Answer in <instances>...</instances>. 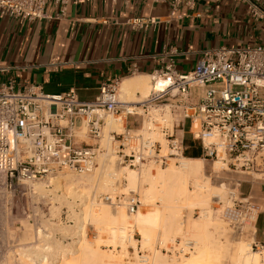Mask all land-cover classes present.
I'll return each mask as SVG.
<instances>
[{
	"label": "built area",
	"instance_id": "2783aa9c",
	"mask_svg": "<svg viewBox=\"0 0 264 264\" xmlns=\"http://www.w3.org/2000/svg\"><path fill=\"white\" fill-rule=\"evenodd\" d=\"M72 1L92 0H0V14L25 21L61 17ZM154 1L167 2L170 17L179 18L181 6L192 10L196 5V0ZM234 1L244 4L253 19L264 23V0ZM50 3L60 8L58 14L48 13ZM158 21L132 17L127 24L133 29H148ZM178 54L174 47L161 53L163 65L151 74L153 88L139 102L120 100L118 77L104 81L92 101L81 100L75 90L50 95L33 84L20 89L12 79L1 83L0 202L8 207L16 198L26 199L25 214L39 217L33 202L32 208L29 205L28 199H32L35 191L31 185L62 172L91 173L102 151L101 145L94 141L101 138L106 117L123 111L141 118V127L111 132L112 139L118 138L120 142L117 154L121 165L139 170L145 165L166 167L172 160L179 164L189 149L185 134L177 131L181 127L199 142L205 160L225 164L223 171L264 173V45H219L204 49L196 66L187 72L177 69ZM138 71L137 66L129 69L132 75ZM159 81L163 82L161 87ZM196 88H205V92L195 102L192 98ZM156 133L163 136L164 142L154 136ZM239 185L237 181L232 183L226 199L214 197L217 205L212 210L234 233L241 235L249 224L257 222L259 209L249 196L240 193ZM102 199L115 207L125 205L130 213L138 211L142 203L134 189L105 194ZM48 214L51 218L50 211ZM196 245V240L187 237L161 250L180 256L193 252ZM104 246L121 251L120 246ZM251 246L264 254V244L255 237ZM160 247L159 243L157 248ZM128 249L124 253L127 263L150 257L141 244H137L136 250Z\"/></svg>",
	"mask_w": 264,
	"mask_h": 264
},
{
	"label": "crops",
	"instance_id": "0c3cea01",
	"mask_svg": "<svg viewBox=\"0 0 264 264\" xmlns=\"http://www.w3.org/2000/svg\"><path fill=\"white\" fill-rule=\"evenodd\" d=\"M47 11L54 16L60 8L50 3ZM64 13L36 21L0 14V84L12 79L20 89L33 84L50 95L75 90L81 100L92 101L106 80L120 78L121 89L126 80L150 77L162 67L161 53L170 47L179 50L177 69L187 72L204 49L245 41L264 44V23L234 0H196L192 10L179 8L180 18L170 17L167 2L154 0L72 1ZM132 17L159 21L148 29H133L127 24ZM135 66L139 71L132 75L129 69ZM204 92L194 89L193 101ZM125 118L126 129L141 127L140 118ZM177 131L185 134L188 152L201 156L199 142L186 129ZM236 181L240 193L259 209L255 239L264 244V173H235L230 183Z\"/></svg>",
	"mask_w": 264,
	"mask_h": 264
},
{
	"label": "rangeland",
	"instance_id": "374dc122",
	"mask_svg": "<svg viewBox=\"0 0 264 264\" xmlns=\"http://www.w3.org/2000/svg\"><path fill=\"white\" fill-rule=\"evenodd\" d=\"M256 44L264 45L263 41L256 42ZM239 45H252V43L245 41ZM148 82V92L141 91L137 94L130 93L124 95L121 93L120 89V98L124 101L135 100L138 102L143 100L148 96L152 89L153 82L151 76L149 77ZM122 116H127L126 112L123 111L120 115L113 117L119 118ZM113 117L109 116L106 120V124L108 119H112L117 126L108 131V137H106L107 135L104 132L105 127H103L101 138L98 141H94L101 145L102 151L100 153H104L98 159V162H100L101 165L99 164L100 167L98 165L96 166L97 170L81 176L65 172L59 173L56 175L59 176L62 181L59 188L55 185H52L50 188H44V190L41 191L40 189L35 188V183H48L51 177L48 179H38L31 185L35 191L32 197L33 200L30 198L28 201L30 208H32L31 203L33 202V206L40 212L39 217L32 218L25 214L24 210L27 207L26 199L16 198L13 205H9L8 207H5L3 203L0 202V264H60L61 260L69 254L75 255L74 257H76L79 253L78 250L81 249L80 247L84 242L99 247L103 254L106 256H114L116 260L123 264H142L140 262L127 263L124 260V253H128V248L134 247L136 250L137 244H141L142 248L149 253L150 261L148 264H151L154 259H152V257L155 251H158L155 254L156 257L162 256L168 261V263L172 264L174 261L181 260L183 256H192L201 250L206 251L210 264H244L239 259V243L240 241H243L244 243H249L251 246L256 231L254 225L249 224L245 228L244 233L238 235L233 232L232 228L226 221L215 215L212 210L213 207L217 205L214 198L216 194V196H218V194L221 195L223 199L227 198L229 187L232 186V183L230 182L231 179L234 178L235 173L221 170L222 165L220 166L219 162H217L215 166L218 169H215L220 171L212 173L213 162L203 160L205 163L206 174L209 175L211 173V175L207 178L208 181L206 179H201L202 182L200 181V183L208 182L210 187L211 185H214L219 186L220 188H209L211 196L206 204L196 205L188 201H180V204L179 202H177L178 204H175L176 201L174 202L171 195L167 194L168 187L166 184H159L156 193H152L149 190V188H151V182L147 179L146 174L154 172L156 174L160 166L145 165L144 168L139 170L122 168L125 165L120 164L119 156L117 154L120 142L117 141L118 138L117 140L111 141L110 135L112 134H110V132L113 130L116 132H124L126 130V118H123V122L122 120L116 122ZM179 128L181 127H178L177 129ZM154 136L164 142L161 134L156 133ZM87 141L91 142L89 138H87ZM188 153H190V151L187 152V156ZM198 159H203V156H199ZM103 164H105V166L109 165V171L113 172L112 174L114 175L105 176L107 180L106 184L101 182V184L99 183L94 188L90 187L87 181L94 178L99 179V176H101L104 169ZM170 164H174L176 167L179 166L175 163V160H172ZM178 169H180V167H178ZM130 172H135L134 174L137 175L136 184L130 183ZM254 175L259 176L256 174ZM115 176L120 181L114 184L115 180L113 177ZM71 180L80 183L82 187L81 189L84 191L83 196H73L69 193V195L72 196L70 197L67 192L66 194H63L69 185H71ZM113 187L116 188L113 193H128L129 189H126V187L136 190L139 193L142 202L138 211L144 213H148L149 210L153 211L157 208L163 209V206L167 207L169 205L171 206V204L174 206L179 205L175 208H179L177 209V218L179 222H182L183 232L165 237L158 233V231L160 232L161 230L159 225V228L157 226L153 229L155 236L151 243L145 244L142 240L143 236L139 233L138 228L130 226L127 231L136 232L135 238L133 237V233H130L133 237V242L120 240L121 242L116 243V241L112 239L107 226V228L104 227L103 230H99V227L103 222L96 221L97 219L87 217L86 215L87 206L89 204L92 205L93 203L95 204L94 209L110 207L112 210H115L120 208L118 206H112L109 202L102 199V196L105 194H112ZM161 188L162 191H159ZM188 189L191 193L195 192L194 194L200 191L194 181H190ZM123 208L130 213L127 208ZM203 208H207V210L210 211L208 215L204 216ZM49 211L51 212V218H49ZM135 213L136 212L130 214L134 215ZM44 214L46 215L44 216ZM66 214H68L67 218ZM41 226L46 228H40L37 230V228ZM187 237L197 241L194 252L177 256L161 250L163 247L169 248V246L175 245L178 239H184ZM137 239L140 241H137ZM159 243L161 247L157 248ZM104 244L120 246L121 251H111L104 246ZM253 251L259 253L256 249H253ZM78 257L79 256H77V258ZM78 259H76V261H79ZM263 262L264 254L259 253V264H263ZM73 264L89 263L75 262Z\"/></svg>",
	"mask_w": 264,
	"mask_h": 264
},
{
	"label": "bare ground",
	"instance_id": "6f19581e",
	"mask_svg": "<svg viewBox=\"0 0 264 264\" xmlns=\"http://www.w3.org/2000/svg\"><path fill=\"white\" fill-rule=\"evenodd\" d=\"M152 78V75H150ZM149 77L147 76H140L136 79H131V80H126L123 82L121 86V93L122 94H137L138 92H148L149 91V82H148ZM163 85L162 81H159V87ZM153 88V85H152ZM152 90V89H151ZM120 100L123 103H128V102H137L135 100L131 101H124L120 98ZM139 102V101H138ZM111 116V115H110ZM109 116L106 117L105 119V134L107 135L108 131L112 129L113 127L117 126V124L112 120L108 119L107 124L106 120ZM113 117V116H111ZM125 118L126 116H122ZM116 118L113 117L116 122H120L121 118ZM123 122V121H122ZM115 131V130H113ZM120 133V132H118ZM111 134V132H110ZM108 137V135L106 136ZM108 140V139H106ZM110 140L112 141V136L110 135ZM109 141V140H108ZM104 153H99L97 157V163L98 166L99 164L101 165L100 162H98V159L100 156ZM205 159H191V158H186L183 156L180 159V163L178 164L180 169L176 167L174 164L167 165L166 167H160L157 171V173H147L146 177L147 179L151 182V188H149L150 192L156 193L157 187L159 184H166L167 185V194L171 195L172 199L174 200L175 204L180 201H188L192 204L196 205H201V204H206L208 203L210 199V189L209 188H220L219 186H214L208 184V182L205 183H200L202 182L203 179H206L208 175L206 174V169H205ZM117 161V160H116ZM219 162L220 166L222 167L221 170L225 169V164H223L220 161H215L213 162V170H216V164ZM100 167V166H99ZM98 167V168H99ZM103 171L101 173V176H99V179H89L87 182L90 185V187L94 188L96 185L99 183L101 184L107 183V180L105 178L106 175H114L112 174L113 172L109 171V165L103 164ZM122 168H129L127 166H124ZM144 168V167H143ZM216 168V169H215ZM142 169V168H141ZM97 170V167L94 169ZM93 170V171H94ZM92 171V172H93ZM91 172V173H92ZM133 172V171H132ZM130 172V183L131 184H136L137 183V175L134 173ZM70 174V173H69ZM90 174V173H88ZM51 175L48 178L49 181L48 183L45 182H40V183H35L34 186L37 189L44 190V188H50L52 185H55L56 187L59 188L61 185V180L59 176ZM86 175V174H84ZM54 176V177H52ZM81 176V175H79ZM210 176V174H209ZM115 180V183H118L120 180L117 179V177H113ZM202 179V180H201ZM205 180V181H206ZM190 181H194V183L198 186L199 192L194 194L191 193V191L188 189V184ZM85 183V182H84ZM103 184V186H104ZM224 184V183H222ZM88 185V186H89ZM214 186V187H213ZM86 187V186H85ZM81 185L78 182H74L71 180V185L65 190L63 194L73 195V196H83L84 191L81 189ZM113 192H115L116 188L113 187ZM126 189H132V188H126ZM160 189V188H159ZM162 191V188L161 190ZM198 191V190H197ZM164 192V191H163ZM43 193V192H42ZM216 193V192H215ZM165 194V192H164ZM213 194V193H212ZM69 195V196H70ZM215 195V194H214ZM217 195V194H216ZM215 195V197H216ZM67 196V195H66ZM65 196V197H66ZM146 196V195H145ZM166 196V195H165ZM219 197L221 195L218 194ZM72 197V196H70ZM168 197V196H167ZM67 198V197H66ZM149 198V197H148ZM172 201V200H171ZM178 204V203H177ZM188 204V203H187ZM94 203L92 205L87 206V211L86 215L87 217H92L94 219H97L96 221L103 222V224L99 227V230H103L104 227H108V231H110V234L112 236V239H114L117 242L121 241H129L133 242V237L130 233H133L132 231L128 232L127 229L132 226V227H137L139 230V233L143 236L142 240L144 241L145 244L151 243L155 236L154 232V227L159 228L160 225V233L161 235L167 237L171 234H179L183 232V225L182 222H179L177 218V209L175 208L177 206H174L171 204V206L167 207H162L163 209H155L153 211H148V213H144L142 211H136L134 215H131L128 213L123 207L126 208L125 205L118 206L120 207L119 209L112 210L110 207H101L100 209H94ZM183 205V204H181ZM204 216L208 215L210 212L207 210V208H203ZM201 226V225H200ZM199 226V227H200ZM106 227V228H107ZM40 229V228H38ZM256 232V231H255ZM42 233V232H41ZM80 235V234H79ZM121 240V241H120ZM162 242V241H161ZM136 243V242H135ZM197 243V241H196ZM240 250L238 251L239 254V259L242 261L244 264H259V253L253 251L252 246H250L249 243H244L243 241H240ZM79 248V246H78ZM81 249L78 250V255L74 257L75 255H67L63 260H61L60 264H73L75 262H80V263H89V264H123L120 261L116 260L114 256H106L103 254V252L99 249V247L92 245H89L88 243L84 242L81 247ZM75 249V248H74ZM75 251V250H74ZM158 251L154 252V255L152 257V262L151 264H170L168 261L163 258L162 256H155V254ZM194 252V251H193ZM192 253V252H191ZM77 256H79L77 258ZM156 258H155V257ZM78 259L79 261H76ZM150 261V258L146 260H141L140 263L142 264H148ZM172 264H210L208 260V256L205 250H201L197 252V254L192 255V256H183L181 260L174 261ZM240 264V263H239Z\"/></svg>",
	"mask_w": 264,
	"mask_h": 264
},
{
	"label": "trees",
	"instance_id": "16d2710c",
	"mask_svg": "<svg viewBox=\"0 0 264 264\" xmlns=\"http://www.w3.org/2000/svg\"><path fill=\"white\" fill-rule=\"evenodd\" d=\"M188 156H190V157H197V158L199 157L198 155L194 154L193 152L192 153L191 152L188 153Z\"/></svg>",
	"mask_w": 264,
	"mask_h": 264
}]
</instances>
